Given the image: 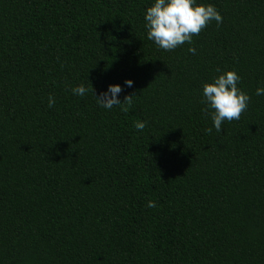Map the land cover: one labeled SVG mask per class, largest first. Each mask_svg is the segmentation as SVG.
Listing matches in <instances>:
<instances>
[{"label":"trees","instance_id":"trees-1","mask_svg":"<svg viewBox=\"0 0 264 264\" xmlns=\"http://www.w3.org/2000/svg\"><path fill=\"white\" fill-rule=\"evenodd\" d=\"M154 3L0 0V264H264V0H196L223 22L173 51ZM228 71L251 99L217 132Z\"/></svg>","mask_w":264,"mask_h":264},{"label":"clouds","instance_id":"clouds-1","mask_svg":"<svg viewBox=\"0 0 264 264\" xmlns=\"http://www.w3.org/2000/svg\"><path fill=\"white\" fill-rule=\"evenodd\" d=\"M147 38L165 51H173L185 43L191 44L193 36L199 35L208 24L215 20L222 24L223 17L213 5H197L196 0H155L153 6L148 7L145 15ZM188 51L195 54V48ZM241 77L235 71H228L215 78L212 83L203 85L204 100L201 102L212 109L211 119L217 132L222 131L224 121L240 120L247 110L251 97L238 88ZM128 87L133 86L132 80L125 81ZM92 90H95L92 87ZM89 89L80 85L72 89L74 95L83 97ZM123 91L120 85H110L106 92L96 97L99 105L106 109L120 106L121 110L128 112L133 105L134 95H128L121 102L119 94ZM256 95H264V87L256 90ZM55 105V98L49 96V107ZM135 128L142 131L146 122H135ZM211 134L212 128L206 129ZM156 202L149 201L147 207L155 208Z\"/></svg>","mask_w":264,"mask_h":264}]
</instances>
